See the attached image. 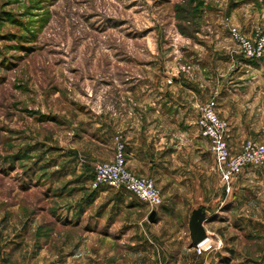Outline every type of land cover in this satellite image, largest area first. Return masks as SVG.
<instances>
[{"label": "rangeland", "instance_id": "obj_1", "mask_svg": "<svg viewBox=\"0 0 264 264\" xmlns=\"http://www.w3.org/2000/svg\"><path fill=\"white\" fill-rule=\"evenodd\" d=\"M234 32L259 42L264 0H0V264H83L81 246L73 253L81 238L69 240L76 231L62 225L63 212L77 196L96 192L137 199L123 187L93 190V165L91 174L77 171L72 153L64 157L78 106L103 116L104 103L117 96L113 88L130 89L138 79L177 94L198 126L206 101L215 100L218 113L220 78L264 73V47L248 58ZM198 78L212 80L202 96L186 91ZM118 136L126 156L121 131L112 136V153ZM249 226L231 264H264V215L257 229Z\"/></svg>", "mask_w": 264, "mask_h": 264}, {"label": "crops", "instance_id": "obj_2", "mask_svg": "<svg viewBox=\"0 0 264 264\" xmlns=\"http://www.w3.org/2000/svg\"><path fill=\"white\" fill-rule=\"evenodd\" d=\"M260 79L263 72L237 71L225 80L220 78L214 90L235 151L248 139L264 142V86L258 84L264 82ZM137 80L130 89L113 88L117 96L104 103L103 116L78 106L72 125L74 141L64 146V157L72 153L75 169L91 174L95 161L112 159V136L121 131L128 169L151 178L163 203L149 221L151 209L125 192L77 196L69 214H62V225L76 231L69 240L81 238L73 253L81 246L83 264H231L235 245L250 234L249 223L257 229L258 220L263 222L264 170L248 168L222 183L208 140L200 136L187 102L167 90L160 94L152 82L142 87L144 82ZM197 80V84L190 81L187 92L200 95L208 80L212 82ZM172 81L181 83L177 77ZM136 205L143 206L145 213L140 208L139 216L134 215ZM197 207L207 213L203 227L213 242V248L203 253L189 239L188 221ZM51 216L61 219L58 214Z\"/></svg>", "mask_w": 264, "mask_h": 264}, {"label": "built area", "instance_id": "obj_3", "mask_svg": "<svg viewBox=\"0 0 264 264\" xmlns=\"http://www.w3.org/2000/svg\"><path fill=\"white\" fill-rule=\"evenodd\" d=\"M247 56L259 58L264 47V36L256 45L247 41L241 35L233 33ZM215 100L211 99L198 107L199 116L196 123L200 128V136L209 141V149L214 156L222 182H228L237 177L245 169L252 166L264 165V143L256 140H246L240 151L233 154L228 146V124L218 116ZM125 143L120 137H115V150L112 161L95 162L93 164V178L90 187L98 190L107 185L126 189L133 198L145 203L151 210L157 209L163 199L152 179L137 176L126 167ZM213 248L211 240L206 237L195 245L198 253L210 251Z\"/></svg>", "mask_w": 264, "mask_h": 264}, {"label": "water", "instance_id": "obj_4", "mask_svg": "<svg viewBox=\"0 0 264 264\" xmlns=\"http://www.w3.org/2000/svg\"><path fill=\"white\" fill-rule=\"evenodd\" d=\"M191 213L192 214L188 221L189 239L195 246L207 237L205 228L203 227V222L207 220V213L201 207L194 208ZM149 214L148 219L151 221L155 217V211L151 210Z\"/></svg>", "mask_w": 264, "mask_h": 264}]
</instances>
